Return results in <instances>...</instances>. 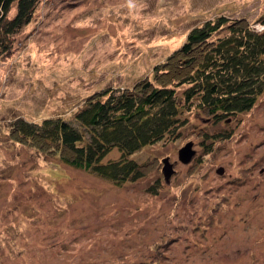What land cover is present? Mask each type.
Wrapping results in <instances>:
<instances>
[{"label": "rangeland", "instance_id": "obj_1", "mask_svg": "<svg viewBox=\"0 0 264 264\" xmlns=\"http://www.w3.org/2000/svg\"><path fill=\"white\" fill-rule=\"evenodd\" d=\"M263 11L264 0H40L0 60V264H264V92L220 120L186 113L180 136L131 154L144 176L122 184L12 132L19 116L69 118L92 92L152 76L195 25L228 15L262 29Z\"/></svg>", "mask_w": 264, "mask_h": 264}, {"label": "trees", "instance_id": "obj_2", "mask_svg": "<svg viewBox=\"0 0 264 264\" xmlns=\"http://www.w3.org/2000/svg\"><path fill=\"white\" fill-rule=\"evenodd\" d=\"M39 2L0 0V60L15 50L16 34L32 20ZM257 21L264 25V11ZM263 92L264 28L244 16L219 15L190 28L181 45L155 64L152 76L92 92L69 118L19 116L12 132L68 165L122 184L144 176L146 163L131 154L180 136L189 121L186 113L194 109L220 120L252 109ZM211 136L226 138L225 133ZM114 147L120 157L105 160ZM159 186L149 191L156 193Z\"/></svg>", "mask_w": 264, "mask_h": 264}, {"label": "water", "instance_id": "obj_3", "mask_svg": "<svg viewBox=\"0 0 264 264\" xmlns=\"http://www.w3.org/2000/svg\"><path fill=\"white\" fill-rule=\"evenodd\" d=\"M192 146H193V141H189L188 143H186L185 146H183L180 149L179 158L181 161L187 163L192 159L193 155L195 154V150L192 148ZM163 171H164L165 178L167 180L170 179V177L173 175L175 171L168 157L164 158ZM219 171L222 172L223 168H220Z\"/></svg>", "mask_w": 264, "mask_h": 264}]
</instances>
